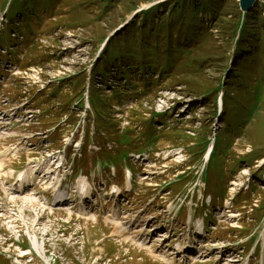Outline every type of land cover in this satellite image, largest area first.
I'll return each mask as SVG.
<instances>
[{
	"label": "rangeland",
	"instance_id": "374dc122",
	"mask_svg": "<svg viewBox=\"0 0 264 264\" xmlns=\"http://www.w3.org/2000/svg\"><path fill=\"white\" fill-rule=\"evenodd\" d=\"M56 1L46 12L42 0H0V264H264V50L248 44L234 55L229 28L239 0H227L217 24L201 16L211 35L186 47L195 67L179 68L177 57L175 67L145 72L134 69L139 56L125 55L108 81L102 62L112 45L141 47L134 39L145 34L137 33L143 13L160 9L153 19L161 34L149 37L157 47L164 25L177 44L175 19L187 13L166 8L176 0ZM255 6L264 18V3ZM242 94L249 99L238 108L226 105ZM207 131L220 145L202 175ZM61 156L64 175L75 160L73 181L83 176L96 188L93 206L76 207L83 197L72 181L62 188L64 206L39 175L29 190H11L24 171L55 170ZM111 185L124 196L119 204Z\"/></svg>",
	"mask_w": 264,
	"mask_h": 264
},
{
	"label": "trees",
	"instance_id": "16d2710c",
	"mask_svg": "<svg viewBox=\"0 0 264 264\" xmlns=\"http://www.w3.org/2000/svg\"><path fill=\"white\" fill-rule=\"evenodd\" d=\"M42 2L45 5H49L48 8H46V12L51 9V6H54L57 2L56 0H42ZM227 0H180V1H173L169 6L166 8L171 9L173 12H183L187 13V16H184V19H175V21H178L179 24H181V28L177 32V44H173V34H172V26H162V28H166V37L165 42L161 43L160 47L154 46L152 42L150 41L149 37L156 36V38L159 37L161 32L156 29V26L154 25V17L157 14V11L160 9L157 8L155 11L154 9L151 10L149 13L146 14L143 13L142 17L139 19L138 22L141 23V28L137 31V33H145L142 36H135L134 39L135 42H140L141 47L131 46L124 49V52L121 49H116L114 45H112L109 49V52L107 54V60L102 62V65H104V69L100 73L101 77H106V79H103V81H108L106 73L111 71V69H115L119 66H115L119 60H122V62H125V55L128 56V59L131 60V58H135L139 56L140 58L137 59V63L135 65L136 68L141 70L143 69H150L153 68L155 70L161 69L162 67L169 66L173 67L177 66V64L174 62L177 57H182L184 60V64H181V62L178 64V67L185 70L187 67H195V63H198L199 60L197 58H191V50H189L188 47L189 44H192V42H195L196 40H201V43L203 39L210 37V33L208 29H210L208 26L206 27L205 21L202 20V15H207L211 17V22L213 24H217V22L223 17L224 11L227 10L229 3ZM136 4V3H135ZM74 6H78L73 3ZM259 6V5H258ZM255 6L253 10L246 14L241 13V9H239L234 14V23L232 24V27L229 28V31L232 32V36L234 37V46L235 51L234 55H239L241 51H244L246 49H251L248 44H251L252 46H260V49L264 50V18L262 17L261 11L258 9L259 7ZM238 7H236L237 10ZM257 8V9H256ZM190 16V19H186ZM201 17V18H200ZM152 18V19H151ZM151 19V20H150ZM165 20L166 17H163ZM186 23H188L186 25ZM137 25V24H136ZM186 25V26H185ZM154 27V28H153ZM163 29V30H164ZM171 31V33H170ZM163 46V52H159L160 49ZM165 46V50H164ZM151 47L153 49H151ZM172 48L173 50H176L178 52H172L170 50ZM131 51V53L127 54V52ZM245 57V55L243 56ZM239 62V61H238ZM145 68V69H144ZM162 68V69H163ZM178 68V69H179ZM125 74L127 73V70H132L131 67L125 68ZM146 72V71H145ZM240 77L242 75V70L235 69V72L233 73ZM243 88L247 89L248 91L252 92L254 94V91L256 89H253L246 85L245 83H241ZM229 86V84H228ZM222 85H219L218 89L221 88ZM243 95L244 99H236L234 97L228 96L226 100V105L229 106L231 103L234 105V108H238L239 105L243 102L249 99L248 95ZM233 100H236L235 102ZM243 104V103H242ZM232 109H229L228 114L231 112ZM235 109L232 110V112ZM242 110V109H241ZM244 110L248 112V108L245 107ZM244 111V112H245ZM240 112H236L237 116ZM227 114V115H228ZM211 135L210 132H205L203 135V139L205 140V146L208 142H210V138H208ZM217 141L219 140L220 145V139L217 138ZM218 155V150H215ZM264 158V156H262ZM215 160V159H214ZM223 195H225V192H223ZM215 208V207H214Z\"/></svg>",
	"mask_w": 264,
	"mask_h": 264
},
{
	"label": "bare ground",
	"instance_id": "6f19581e",
	"mask_svg": "<svg viewBox=\"0 0 264 264\" xmlns=\"http://www.w3.org/2000/svg\"><path fill=\"white\" fill-rule=\"evenodd\" d=\"M23 139V138H22ZM3 156V154L2 153H0V157H2ZM62 163V164H61ZM62 165V166H61ZM58 166H61V168H63V166H64V162L63 161H61L60 163H59V165ZM40 170V168H39V166L38 165H35V166H33L32 168H31V170H30V176H32V175H38V171ZM58 176H59V174H56L55 175V173H53V171H52V169L50 168V167H47V168H45V169H43L42 170V173L39 175V178L41 177V178H43V180H46V179H49L47 182H46V184H49V183H51V181H52V183H51V185H52V190H53V192H56V191H58V190H61V185L58 183V182H55V180L58 178ZM19 182H20V188L18 189V190H26V188L28 187V186H31L30 185V183H29V180L28 179H24V178H22V179H20L19 180ZM82 183H84L83 182V180H80V181H78V184L76 185V187H74V189L76 190L77 188H80V187H82ZM95 191H97V190H95ZM57 196V199H56V201H57V203H62L63 201H65L66 199H65V195H63L62 193H59V194H57L56 195ZM118 196H120V197H124L123 195H118ZM86 198L87 197H93V195H88V196H85ZM120 197H117L116 198V204H117V202H119L120 203V201H121V198ZM35 201V200H34ZM79 201L81 202L82 201V199L80 200L79 199ZM29 202V201H28ZM30 202H33V201H30ZM230 203V202H229ZM229 203H227V204H229ZM80 206H87V205H85L83 202H81V205ZM83 215H82V217L83 218H85V219H87L86 217H85V215H88V214H84V213H82ZM108 218H111V219H117V215H109L108 216ZM88 220V219H87ZM167 233L166 234H162V236L160 237V238H166L167 237ZM114 237H119V235H115ZM170 237L171 236H169V239H170ZM187 249H189L188 247L186 248H182V247H180L179 249L178 248H175V250H178V253H181V252H183V250L186 252V250Z\"/></svg>",
	"mask_w": 264,
	"mask_h": 264
},
{
	"label": "water",
	"instance_id": "95a60500",
	"mask_svg": "<svg viewBox=\"0 0 264 264\" xmlns=\"http://www.w3.org/2000/svg\"><path fill=\"white\" fill-rule=\"evenodd\" d=\"M259 0H239L240 8L243 12H250ZM264 3V0H261Z\"/></svg>",
	"mask_w": 264,
	"mask_h": 264
}]
</instances>
